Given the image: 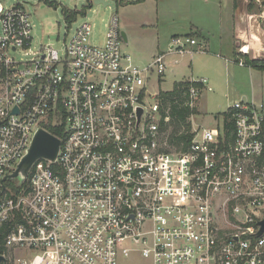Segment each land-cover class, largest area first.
Here are the masks:
<instances>
[{
    "label": "built area",
    "instance_id": "built-area-1",
    "mask_svg": "<svg viewBox=\"0 0 264 264\" xmlns=\"http://www.w3.org/2000/svg\"><path fill=\"white\" fill-rule=\"evenodd\" d=\"M32 29L21 3L0 0V264H264V104L236 100L211 126L192 113L176 149L150 90L169 55L204 40L173 36L139 65L121 50L115 12L101 43L83 21L61 52L33 49ZM190 80L197 110L212 87ZM47 126L64 133L56 158H37L13 189L3 178Z\"/></svg>",
    "mask_w": 264,
    "mask_h": 264
},
{
    "label": "rangeland",
    "instance_id": "rangeland-1",
    "mask_svg": "<svg viewBox=\"0 0 264 264\" xmlns=\"http://www.w3.org/2000/svg\"><path fill=\"white\" fill-rule=\"evenodd\" d=\"M5 1L8 4L19 2L31 13L33 49L49 44L59 52L62 51L68 36L83 21L92 24L89 41L94 44L101 43L107 31L109 17L114 11L119 30L124 31L127 37V41L122 43L121 50L129 54L139 65L147 64L158 52L165 51L172 33H185L189 31L190 23L203 22L204 9L209 7L206 0H108L113 8L96 4L93 0H55L58 3L56 7L47 4L45 0ZM63 7L78 10L79 13L75 19L65 20ZM252 10L256 11L255 8ZM211 26L216 25L212 22ZM211 51L213 50L205 48L190 52L193 53L191 56L189 53H187L189 55L185 54L186 56H168V60H173L174 57L179 60L175 65V71L172 72L168 68L157 83L153 78L150 81V90L153 93L168 91L175 81L188 77L208 79L212 91H204L198 100L193 126L214 125V115H219L234 102L231 91L233 87L230 83L233 77H236L235 70L246 69L233 61L231 54H227L229 56L227 57L223 56V51ZM253 58L264 59V54ZM259 71L254 72L257 74L254 79L258 80L264 89V69ZM135 260L136 257H131L120 264H133Z\"/></svg>",
    "mask_w": 264,
    "mask_h": 264
},
{
    "label": "crops",
    "instance_id": "crops-1",
    "mask_svg": "<svg viewBox=\"0 0 264 264\" xmlns=\"http://www.w3.org/2000/svg\"><path fill=\"white\" fill-rule=\"evenodd\" d=\"M206 2L209 7L204 9V21H199L198 24L190 23L189 31L185 33L174 32L170 39L176 35L191 33L193 36H199L204 40L206 50H213L214 52L215 50L217 52L223 51V56L227 57H229L227 54H231L233 61L234 51L239 53V47L242 45H244L245 49L248 48L247 54H249V57L251 55L256 57L262 56V53L264 54V24H262V22L264 23V8L258 12L253 11L252 8L249 10L251 7L249 5L250 0H206ZM253 2L259 5L260 0H253ZM212 22L216 25L215 27L211 26ZM169 44L170 40L166 50ZM187 53L185 54H190V56L193 54L190 52L189 54ZM185 54L181 56H186ZM227 57L225 58L226 60ZM175 59L177 62L179 61L176 57L173 60L167 59L168 68L172 72L175 71V65L177 63L174 61ZM241 67H245L246 69H236V77H233L232 83H230V86L233 87L231 90L233 100L241 99L263 103L264 89H262L261 83L254 79L257 76L256 73L260 72V69L248 65H241ZM254 72L256 73L254 74ZM245 77L249 79H243Z\"/></svg>",
    "mask_w": 264,
    "mask_h": 264
},
{
    "label": "trees",
    "instance_id": "trees-1",
    "mask_svg": "<svg viewBox=\"0 0 264 264\" xmlns=\"http://www.w3.org/2000/svg\"><path fill=\"white\" fill-rule=\"evenodd\" d=\"M47 4L56 7L57 2L55 0H45ZM121 1V0H120ZM249 5L255 10L261 11L264 7V0H260L259 5L255 4L253 0H250ZM62 13L65 20H73L79 13L78 10L69 9L66 7L62 8ZM84 13V11H83ZM186 35H193L191 33ZM199 37V36H198ZM238 53L234 51V61L238 63L239 59L242 58L245 65L257 68L264 69V59L262 58H253L249 57L246 54ZM191 85H197L193 83L190 79L178 80L173 83V86L168 91H159V96L162 102L163 116L168 117V120L162 121V130L165 132L167 142L170 146L175 147L176 149L182 148V142L187 143L191 139L190 134V122L188 117L195 113L197 110L191 108L186 104L187 96L185 92L188 91ZM49 131L54 135L63 138L64 133L62 126H47ZM13 189L18 188L16 186L17 181L15 179H9L6 182Z\"/></svg>",
    "mask_w": 264,
    "mask_h": 264
},
{
    "label": "water",
    "instance_id": "water-1",
    "mask_svg": "<svg viewBox=\"0 0 264 264\" xmlns=\"http://www.w3.org/2000/svg\"><path fill=\"white\" fill-rule=\"evenodd\" d=\"M93 2L96 4H102L103 6L113 7L112 3L108 0H93ZM113 13L114 11L111 14ZM121 36L123 38V41L126 42L127 37L124 31H121ZM17 110V108L14 109L15 112H17ZM59 145L60 139L57 136L42 128H39L34 135L27 153L20 160L17 168L11 174L4 177L3 180L8 177L10 179H17L18 182H22L28 175V171L32 163L37 158L42 157L49 160H54L56 158ZM261 224L262 226L258 234H260L264 230V220L261 222ZM0 260H3L2 256H0Z\"/></svg>",
    "mask_w": 264,
    "mask_h": 264
},
{
    "label": "flooded vegetation",
    "instance_id": "flooded-vegetation-1",
    "mask_svg": "<svg viewBox=\"0 0 264 264\" xmlns=\"http://www.w3.org/2000/svg\"><path fill=\"white\" fill-rule=\"evenodd\" d=\"M17 181V179H15Z\"/></svg>",
    "mask_w": 264,
    "mask_h": 264
}]
</instances>
